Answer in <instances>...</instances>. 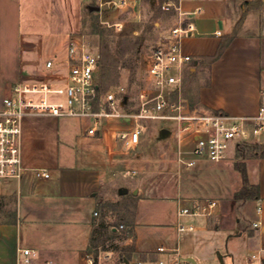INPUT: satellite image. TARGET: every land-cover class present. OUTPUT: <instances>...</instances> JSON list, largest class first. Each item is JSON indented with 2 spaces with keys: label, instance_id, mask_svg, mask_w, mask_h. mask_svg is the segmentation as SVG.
<instances>
[{
  "label": "crops",
  "instance_id": "1",
  "mask_svg": "<svg viewBox=\"0 0 264 264\" xmlns=\"http://www.w3.org/2000/svg\"><path fill=\"white\" fill-rule=\"evenodd\" d=\"M166 2L179 11H162L156 23L157 43L174 27L194 26L190 36L180 39L181 51L192 61L180 72L181 82L172 98L176 95L175 100L188 110L203 115H255L264 90V0H166L162 4ZM66 47L42 55L61 58ZM150 123H144L135 158L149 153L146 140L158 133ZM90 124L82 118L23 119L21 155L29 170L19 180L0 184V198L10 199L15 211L14 219L0 222V264H16L18 249L35 251L32 264L153 262L173 256L191 258L194 264H264V138L233 143L218 163L200 159L185 168L174 160L177 177L170 187L156 180L142 189L133 180L120 183L109 177L110 169L135 167L137 160L112 167L110 159L118 162L124 157L110 156L102 145L82 140ZM159 127L177 142L175 124L171 129ZM121 130L112 123L115 135ZM102 141L105 137L96 142ZM115 145L120 146L111 139L112 148ZM191 146L182 145V158H192ZM176 148L178 157V143ZM236 165L243 166L248 186L255 189L246 197L236 198L243 187ZM35 169L45 170L49 177L36 178ZM118 191L128 199L126 203H118ZM203 200L217 202L215 214H178ZM106 204L115 211L104 213ZM115 216L121 221L122 235L113 262L105 263L99 256L94 262L99 239L107 232H118L111 223ZM179 226L193 229L176 236ZM159 246L174 252L159 254Z\"/></svg>",
  "mask_w": 264,
  "mask_h": 264
},
{
  "label": "built area",
  "instance_id": "2",
  "mask_svg": "<svg viewBox=\"0 0 264 264\" xmlns=\"http://www.w3.org/2000/svg\"><path fill=\"white\" fill-rule=\"evenodd\" d=\"M18 2L20 0H11ZM121 5H131V0H119ZM163 12L179 11V7L166 2ZM199 9H197L198 11ZM196 11V12H197ZM194 32L192 23L172 28L143 58L145 81L137 92L133 109L127 111L130 99L122 87L102 91L97 70L101 55L81 40L70 39L64 57L45 58L41 50V34L33 40L19 36V59L16 82L6 89L0 106V184L21 179L29 170L22 161V121L28 116H52L89 119L91 124L81 136L90 145H102L110 156H129L136 153L144 123L173 122L178 129V163L185 168L195 166L198 160L218 163L226 158L233 143L264 138V90L257 112L249 117H233L223 113L203 115L172 98L178 91L180 72L192 61V56L181 51L180 39ZM218 34V33H216ZM29 37V36H28ZM112 123L122 127L118 134L111 131ZM105 137V141H96ZM119 143L120 146H111ZM191 143V159L181 157L182 145ZM127 159L109 164L117 167ZM36 178L47 179L42 169L32 170ZM215 200H203L190 208L180 209V216H211L216 213ZM254 227L257 225L254 224ZM192 227L179 226L176 236ZM159 254L172 253L163 246ZM16 264H32L36 257L31 249H18ZM105 263H112L113 252L99 255ZM93 261L90 259V263ZM115 264H192L178 256L159 258L153 262L139 259H117Z\"/></svg>",
  "mask_w": 264,
  "mask_h": 264
},
{
  "label": "rangeland",
  "instance_id": "3",
  "mask_svg": "<svg viewBox=\"0 0 264 264\" xmlns=\"http://www.w3.org/2000/svg\"><path fill=\"white\" fill-rule=\"evenodd\" d=\"M164 1L132 0L130 6H123L119 0H0V106L6 89L17 79L19 34L27 35L25 40L30 36V41L35 34H41V50L46 54L54 49L62 51L70 39L81 40L97 50L102 58L97 70L100 88L122 87L130 99L126 110L133 109L136 94L145 81L143 57L157 43L156 23ZM91 7L99 10L93 11ZM173 99L178 97L175 95ZM150 124L158 133L146 140L149 153L141 158H135L133 154L120 156L137 160L136 166L120 171L110 169V178L120 183L133 180L142 189L152 186L156 180L165 182L168 187L176 181L177 170L171 163L178 158L175 153L177 142L170 134H161L163 127H159L171 129L174 124L169 121ZM115 196L119 204L128 201L119 196V191ZM104 209L107 214L115 211L112 204L104 205ZM13 211V202L0 198V222L10 221ZM111 223L118 232H107L99 239L94 251L96 257L103 252H114L119 245L122 233L118 225L121 221L115 216Z\"/></svg>",
  "mask_w": 264,
  "mask_h": 264
},
{
  "label": "trees",
  "instance_id": "4",
  "mask_svg": "<svg viewBox=\"0 0 264 264\" xmlns=\"http://www.w3.org/2000/svg\"><path fill=\"white\" fill-rule=\"evenodd\" d=\"M221 52V50L219 51V53ZM218 53V54H219ZM99 87H100V85H99ZM101 89V88H100ZM102 91H106V90H104V89H101ZM236 169L240 172V174H241V176H242V181H243V187H242V190L238 193V194H236V198H238V197H246L247 195H248V193L249 192H251V191H255V189H252L251 187H249L248 186V184H247V180H246V174H245V170H244V168H243V166L242 165H236ZM14 217H15V211H13V213H12V219H14ZM11 219V220H12ZM94 262H96V253H95V258H94Z\"/></svg>",
  "mask_w": 264,
  "mask_h": 264
},
{
  "label": "water",
  "instance_id": "5",
  "mask_svg": "<svg viewBox=\"0 0 264 264\" xmlns=\"http://www.w3.org/2000/svg\"><path fill=\"white\" fill-rule=\"evenodd\" d=\"M91 10L98 11L99 8L98 7H91ZM166 133H167L166 129H163L161 131V134H163V135L166 134ZM121 192H122V194H125L127 191H126V189H123ZM135 194H136V191H133V195H135ZM219 258H220V256H219ZM185 260L190 262V263H192V264H194V261L191 258H186Z\"/></svg>",
  "mask_w": 264,
  "mask_h": 264
}]
</instances>
